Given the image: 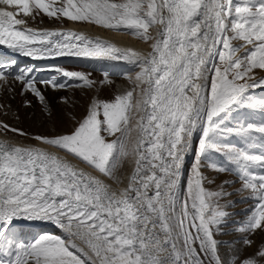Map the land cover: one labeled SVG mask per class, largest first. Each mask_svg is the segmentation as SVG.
I'll return each mask as SVG.
<instances>
[{
	"label": "snow or ice",
	"instance_id": "obj_1",
	"mask_svg": "<svg viewBox=\"0 0 264 264\" xmlns=\"http://www.w3.org/2000/svg\"><path fill=\"white\" fill-rule=\"evenodd\" d=\"M33 7L53 18L130 31L153 41L151 50L121 48L84 32L20 27L25 20L17 15ZM159 25L153 37L149 29ZM0 45L35 59L103 58L139 69L128 77L130 90L95 100L70 133L35 135L37 145L0 139V264H260L238 254L222 258L224 241L214 234H226L229 213L220 200L231 193L206 188L202 169L234 171L243 181L237 191L256 200L237 230L264 231V122L234 117L241 109L264 111V98L250 94L264 90V77L255 75L264 71V0H65L60 7L50 0H0ZM247 45L252 49L237 56ZM15 63L0 64V80ZM33 70L19 69L15 79L44 102ZM54 70L93 83L83 72ZM41 82L65 87L55 76ZM0 128L27 135L4 122ZM232 136L239 145L228 142ZM213 154L222 159L213 161ZM129 157L134 168L127 186L114 188L124 183L121 169ZM36 221L53 222L63 235L45 233L26 243L13 232L16 224ZM242 241L252 244L247 235ZM257 255L264 257V247Z\"/></svg>",
	"mask_w": 264,
	"mask_h": 264
},
{
	"label": "rangeland",
	"instance_id": "obj_2",
	"mask_svg": "<svg viewBox=\"0 0 264 264\" xmlns=\"http://www.w3.org/2000/svg\"><path fill=\"white\" fill-rule=\"evenodd\" d=\"M50 3L53 7H60L64 5L65 0H50ZM19 15L21 18H24L27 24L39 28L59 27L68 25L69 23L83 25L88 23L72 21L60 14H58L59 18L49 17L43 13L42 10L35 7H33L31 14L25 15L21 12ZM89 24L106 29L92 23ZM153 28L155 27L149 29L152 36L154 31ZM117 31L126 32L146 43L151 42L136 37L131 34L130 31ZM244 43L245 42L242 40L233 41V44L237 46L243 45ZM251 49L252 45L240 47L237 56H245ZM1 58L0 64H8L11 61H15L16 63L8 69L7 80H0V122L21 129L27 135L21 136L11 131H5L2 128H0V132L5 136H11L23 141L34 142L36 140L32 137L35 135L53 136L70 133L87 115L90 105L95 100L111 101L116 95L123 94L133 87L132 82L128 79V76L125 73L114 75L104 71L100 67L88 68L75 62L55 64L39 63L30 60H23L21 56L14 51L11 55L7 54ZM33 66L34 70L31 75L35 77L36 87L40 89L45 97L44 102H41L39 97H37L30 89L26 90V86L21 81L15 79V76L19 74V69ZM56 67L64 68L67 71L83 72L93 83L91 86H87L78 78L64 77L61 73L54 70ZM221 67H223V65H221ZM132 69L133 67L131 66L129 70L131 71ZM105 73H108L107 79L105 78ZM255 75L257 78L264 77V71L256 69ZM53 76L56 77V82L58 84L63 83L65 84V87L53 88L51 84L41 82L43 80H49ZM250 94L256 99L264 98V90L259 88L250 90ZM136 117L137 115H133L130 119V127H132V120ZM234 117L235 121L245 120L248 122L260 123L264 122V111L259 109H241L234 113ZM99 119H104L102 111ZM119 135L120 133L116 134V136ZM131 135L134 139L136 136L135 130H133ZM106 138L111 140L116 137L111 136ZM228 142L238 145L240 144V140L236 136L230 137ZM131 158L132 157H129L124 162V166L121 169L123 175L129 170V159ZM187 159L188 158H186V160ZM221 159L222 158L216 154H213L212 156L213 161L219 162ZM78 160L81 161L80 159ZM187 169L188 173H190V162L187 163ZM202 171L207 178L204 185L206 188L213 191L223 188L226 192L231 193V195L225 196L220 200L221 205L225 206L224 210L229 213V216L226 218V224L223 227V231L226 234H214L218 241H224V243L219 246L222 258L230 261L231 254H238L240 259L255 257L259 260L260 264H264V257H259L257 255L259 250L264 247V231L257 229L252 233H241L237 230L246 222L247 217L251 214L253 207L256 204V200L248 198L250 195L249 191H237V189L241 188L243 181L239 179L234 171L229 170L219 172L208 166L203 167ZM256 171L259 173L260 170L256 169ZM188 173H186L184 177L183 182L185 184L187 182ZM210 181H214V183ZM224 181H228L229 183L224 184ZM13 232L19 239L26 243L33 241L45 233L63 235V233H59L53 228H32L28 230V238H26L22 226H16L13 229ZM245 235H247L248 239L252 240L251 245L243 244L242 237ZM77 243L81 244L82 242L78 240Z\"/></svg>",
	"mask_w": 264,
	"mask_h": 264
},
{
	"label": "bare ground",
	"instance_id": "obj_3",
	"mask_svg": "<svg viewBox=\"0 0 264 264\" xmlns=\"http://www.w3.org/2000/svg\"><path fill=\"white\" fill-rule=\"evenodd\" d=\"M9 10L17 11V9L14 6H9ZM17 19H22L20 15L18 14ZM24 20V18H23ZM20 27H30L33 29L37 30H56V31H77V32H84L87 36L90 37H99L100 39L103 40H108L117 45L118 47L121 48H133L134 50L137 51H142V52H148L151 49V41L150 43L143 42L134 36L123 32V31H117V30H112V29H102L97 26H93L89 23L86 24H75V23H69L68 25L64 26H59V27H51V28H39L37 26H32L29 25L25 22V25H22ZM163 27L162 25L156 26L153 31V37L156 36L158 28ZM14 50L8 48L6 45H0V58L2 56L11 55ZM15 52V51H14ZM18 55L21 56L23 60H30L34 62H39V63H64V62H75L80 65L86 66L88 68H94V67H100L106 72L112 73L114 75H119L121 73H125L128 77L132 76L133 78L135 77V73L139 71L138 67L132 63H129L127 61L123 60H108V59H103V58H83V57H75V56H55V57H48L44 59H35L33 57H28L25 56L21 53L16 52ZM133 67V69L130 71L129 68ZM135 95V94H134ZM138 116L132 120V128L135 129V125L137 123ZM0 139L3 140H8L12 143L20 144V145H37L38 142H28V141H23L19 140L17 138L11 137V136H5L0 132ZM43 146V145H41ZM46 147V146H45ZM52 151L57 152L60 156L65 157L72 161L74 164H76L78 167L85 169L86 171L93 172L96 175H101L100 173L96 172L93 168H91L90 165L85 164L81 161H79L77 158L74 156L58 149V148H51ZM191 155V153L189 154ZM134 168V160L133 158L129 159V170L126 172L124 175V183H121L119 185H116L113 183L114 188H124L127 186V177L130 176L131 171ZM101 178L105 179L107 181L106 177L101 176ZM111 182V181H107ZM16 226H22V229L24 230L26 234V238H28V230L32 228H53L59 233H63L61 229L58 228L53 222L49 221H36V222H25L24 224H16ZM15 226V227H16ZM25 237V236H24Z\"/></svg>",
	"mask_w": 264,
	"mask_h": 264
}]
</instances>
